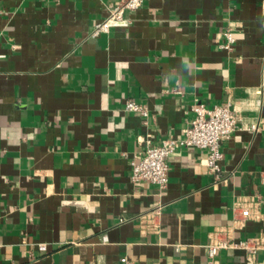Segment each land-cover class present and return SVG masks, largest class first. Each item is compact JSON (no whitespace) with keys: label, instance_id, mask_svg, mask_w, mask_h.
Segmentation results:
<instances>
[{"label":"crops","instance_id":"1","mask_svg":"<svg viewBox=\"0 0 264 264\" xmlns=\"http://www.w3.org/2000/svg\"><path fill=\"white\" fill-rule=\"evenodd\" d=\"M118 1L0 0V264H264V127L223 142L220 179L187 146L166 189L131 179L143 138L182 137L195 103L264 124V0H147L93 35ZM218 229L257 251L210 256Z\"/></svg>","mask_w":264,"mask_h":264},{"label":"built area","instance_id":"2","mask_svg":"<svg viewBox=\"0 0 264 264\" xmlns=\"http://www.w3.org/2000/svg\"><path fill=\"white\" fill-rule=\"evenodd\" d=\"M147 0H119L111 8L110 14L105 19L99 21L93 35L101 32H107L114 25L126 24L128 22L125 17L127 10H135L142 7ZM225 42L222 45L227 51H231L237 41L234 28L231 25L225 27L223 31ZM124 109L131 112L140 113L144 117L149 116V109L146 105L141 104L133 98H127ZM194 115L183 129V136L180 138L166 137L161 142H156L150 135L143 138V146L135 159L132 160L133 182H144L155 184L160 190L167 188L169 183V164L168 158L180 147H197L206 150L204 158L205 164L209 167L211 173L217 179L222 174L221 161L224 158L222 144L229 139L238 129L246 128L251 132H257L264 124L261 122H253L243 125L241 118L233 107L232 103L227 101L208 107L203 103H195L192 107ZM158 209L141 215V221L149 230L156 229L153 220L157 216ZM242 220L235 215V221H244L250 216V210L242 211ZM223 230L218 229L215 232L214 240L207 245L209 255L214 257L222 249H232L243 247L250 253L254 254L258 245L254 239H241L236 241L232 236L226 238L219 237ZM227 232H229L227 230ZM229 234V233H228ZM106 240V236H103ZM40 251H46L47 245L42 243L38 245ZM123 264H133L128 257L122 258Z\"/></svg>","mask_w":264,"mask_h":264}]
</instances>
